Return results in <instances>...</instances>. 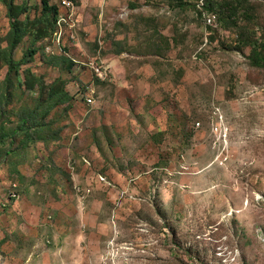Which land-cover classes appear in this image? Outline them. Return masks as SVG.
<instances>
[{"label":"rangeland","instance_id":"rangeland-1","mask_svg":"<svg viewBox=\"0 0 264 264\" xmlns=\"http://www.w3.org/2000/svg\"><path fill=\"white\" fill-rule=\"evenodd\" d=\"M70 1L54 24L0 0V264H264V66L233 0Z\"/></svg>","mask_w":264,"mask_h":264},{"label":"trees","instance_id":"trees-1","mask_svg":"<svg viewBox=\"0 0 264 264\" xmlns=\"http://www.w3.org/2000/svg\"><path fill=\"white\" fill-rule=\"evenodd\" d=\"M43 8L45 11L53 10L54 16V24L57 23L60 12L58 6L49 4V0H42ZM50 5V6H49ZM208 5L211 9L217 8L220 4L217 2H208ZM245 1L241 0H233L232 2H225L220 6L223 21H226L227 29L231 30L233 38L239 48H243L245 46H251L253 50L252 59L255 65L264 66V54L260 48L264 50V43L260 44V41L256 40L254 34L252 33V29L249 24L244 23V18H250V15L247 14L246 10L249 9L245 6ZM224 15V16H223ZM253 19V18H251ZM16 27L15 23H13V29ZM11 47L15 48L14 43H10ZM32 54L31 51H28L24 54L21 63L28 64L30 61ZM29 138V136H27Z\"/></svg>","mask_w":264,"mask_h":264},{"label":"built area","instance_id":"built-area-1","mask_svg":"<svg viewBox=\"0 0 264 264\" xmlns=\"http://www.w3.org/2000/svg\"><path fill=\"white\" fill-rule=\"evenodd\" d=\"M58 7H62V8H65V9H67V10H71V9H74V4H73V2L72 1H70V0H60V5L58 4L57 5ZM59 22V21H58ZM219 129V127L217 126L216 127V130H218Z\"/></svg>","mask_w":264,"mask_h":264}]
</instances>
